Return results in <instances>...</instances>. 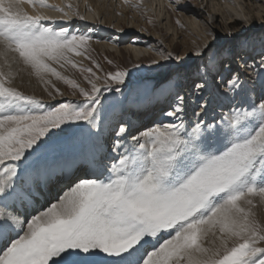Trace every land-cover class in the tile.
<instances>
[{
    "label": "snow or ice",
    "instance_id": "1",
    "mask_svg": "<svg viewBox=\"0 0 264 264\" xmlns=\"http://www.w3.org/2000/svg\"><path fill=\"white\" fill-rule=\"evenodd\" d=\"M24 3L61 12V20L68 15L48 0H0V264H264V224L253 213L256 199L264 201V41L258 61L241 56V71L225 81L222 95L242 98L226 105L227 114L205 121L211 107L199 103L205 82L198 86L199 111L193 109L197 119L186 123L188 99L169 88L174 103L162 115L172 122L153 121L135 132L121 123L112 154L102 156L104 113L133 84V74L108 72L103 88L86 75L91 87H80L57 66L78 68L73 54L81 55L93 36L43 12L30 14ZM216 39L211 34L213 43L196 53L210 64ZM13 63L46 84L49 77L64 80L83 100L46 106L25 95L13 86ZM249 68L261 81L256 97L245 79ZM80 70L101 79L91 68ZM74 131L93 144L81 154L80 174L40 163L54 138ZM53 180L67 190L37 208V188ZM210 233L219 234V244L206 247Z\"/></svg>",
    "mask_w": 264,
    "mask_h": 264
},
{
    "label": "rangeland",
    "instance_id": "2",
    "mask_svg": "<svg viewBox=\"0 0 264 264\" xmlns=\"http://www.w3.org/2000/svg\"><path fill=\"white\" fill-rule=\"evenodd\" d=\"M66 1L77 8L82 7L83 13L80 16L87 21L73 14V10L67 8L64 3L61 7L68 15L63 17V20L60 19L63 15L61 12L51 8L39 9L48 11L47 13L58 24L72 25V28L69 27L70 31L91 34L93 39L85 46L86 50L81 55L73 54V59L79 65L78 68L67 66L60 69L57 66L58 71L75 81L80 87L88 89L91 85L84 79L86 75L92 78L97 86L103 88L105 83L103 77L108 72L126 68L133 74V84L124 89L122 95H115L114 100L118 102L103 116L105 121L106 119L109 121V128H107L109 131L107 148L109 149L115 130L121 123L126 121V125H129L133 132L136 131L132 118L134 113L136 115L139 113L138 115L143 117L139 128L144 124L151 125L159 117L161 121L162 113L165 110H171V105L174 103L172 96L166 92L169 88L174 92H179L181 96L189 92L186 117L189 120H196L197 118L193 116V109L199 110L196 108L197 95L200 94L198 86L205 82V75L213 76L217 88L221 92H226L228 89L225 81L241 71L243 64L241 56L247 59L249 64L256 63L261 51V42L264 41V0H128V2L126 0H101L98 3V9L97 6L91 8L88 0L86 2L83 0ZM120 2H123L124 7H118L117 4ZM48 3H50L49 0ZM103 3L107 12L115 14L114 20L110 21L111 16L100 10ZM234 13L240 15L239 18H231ZM211 34L217 37L214 41L216 47L213 48V53L216 54L214 64L209 63L208 56L196 55L205 44L213 43ZM112 35H115L114 40H107ZM135 36L137 42L132 43ZM130 47L141 53L139 58L129 52ZM164 53H172L179 59L166 61L163 58ZM236 57L239 61L234 62ZM252 57H256L257 61H254ZM153 61L163 67L153 65ZM230 62L236 63L234 73L228 70ZM97 64L99 67L96 66ZM87 68H91L95 76L101 79H95L91 77V74L80 70ZM12 69L15 73L14 80L19 81V84H13V86L25 95L40 99L46 106H59L65 102L83 100L79 90L64 80L49 77L52 84H46L21 64H16ZM178 72L186 75L183 81L180 79L181 75L178 76ZM248 74L245 78L255 84L254 96L256 97L261 90V81L253 74L251 68L248 69ZM52 85H55V88H58L63 95L56 93ZM183 87H186V90ZM207 87L203 92L204 100L199 101L201 104L209 101L208 96H205L208 91ZM105 95L112 96L113 94L105 93ZM214 105L216 107L210 108L208 116H213L212 111L215 108L225 110L227 107H218L215 103ZM148 112H151L155 119H150L151 113L148 115ZM91 143V140L75 131L56 137L45 150L40 163L47 162L56 165L58 159L67 160V163L73 157L81 155ZM255 203L256 206L253 208L255 218L264 224V201L256 199ZM218 235V233L215 235L210 233L204 241L205 246H214L213 241L218 245Z\"/></svg>",
    "mask_w": 264,
    "mask_h": 264
},
{
    "label": "bare ground",
    "instance_id": "3",
    "mask_svg": "<svg viewBox=\"0 0 264 264\" xmlns=\"http://www.w3.org/2000/svg\"><path fill=\"white\" fill-rule=\"evenodd\" d=\"M50 1V3L49 4H54V5H59L60 7L63 5V3L65 4V6H67V8H69L68 7V5L69 4H71L69 1H66L65 2V0H49ZM87 0H83V2H86ZM100 1L101 0H88V2L90 3V5H91V8L93 7V6H97V9L99 8L98 6V3H100ZM103 1V0H102ZM121 1V0H120ZM123 3V2H122ZM121 2H120V4H117L118 5V7L119 8H122V7H124V5L122 4ZM73 7L72 8H70L71 10H73V14L75 13L76 15H77V10H78V13H79V15L78 16H80L82 13H83V8L82 7H80V8H77V7H75L73 4H71ZM89 5V6H90ZM104 3H103V7H102V9H100V10H102V13L104 12V13H106V14H109L110 16H111V18L109 19L110 21L111 20H114V17H115V14L113 13V12H107L106 10H105V7H104ZM109 7V6H108ZM23 8L27 11V12H29L30 14H36V12L37 11H40V12H43V13H45L46 15H49V13H47V12H45V11H43V10H41V9H34L31 5H29L28 3H24L23 4ZM94 8V7H93ZM49 9V8H48ZM94 11V10H93ZM98 11V10H97ZM233 12V11H232ZM101 13V14H102ZM50 16V15H49ZM106 16V15H105ZM109 16V17H110ZM239 16L240 15H238L237 13H234V14H232L231 15V18H239ZM107 17V16H106ZM103 18V17H102ZM101 18V19H102ZM77 19V18H76ZM85 19V18H84ZM86 20V19H85ZM87 21V20H86ZM91 22V21H90ZM79 23H81V22H79ZM85 23V22H84ZM97 23V22H96ZM109 23V22H108ZM111 23V22H110ZM72 26V25H71ZM70 25L69 26H67L66 25V27H71ZM81 27V26H80ZM109 27V26H108ZM72 28V27H71ZM71 28H69V30H71ZM78 29V28H77ZM88 29H89V27H88ZM89 31H90V29H89ZM94 31V30H93ZM97 31V30H96ZM95 31V32H96ZM107 33V32H106ZM94 34V33H93ZM98 34V33H97ZM112 37V38H111ZM114 38H115V35L113 36H109V38L107 39V40H114ZM133 42H137V39H136V36L135 37H133V39H132V43ZM106 44V43H105ZM102 46V45H101ZM107 46H109L108 44H107ZM3 50L2 49H0V52H2ZM122 51V50H121ZM129 52L130 53H132L133 55H134V57H136V58H139L140 57V55H141V53L137 50V49H135V48H132V47H130V50H129ZM250 56V55H249ZM237 61H239L238 60V57H236V59L234 60V62H237ZM234 62H230V63H228L229 65H230V68L228 69V70H232V73H234V68H235V64L236 63H234ZM3 63V57L2 56H0V64H2ZM241 63V62H240ZM16 64L15 63H13L12 64V68H14V66H15ZM5 70L7 71V68L5 67ZM12 71H13V69H12ZM181 75V73L180 72H178V76H180ZM29 76V75H28ZM31 76V75H30ZM185 76L186 75H181L180 76V79L183 81L184 79H185ZM17 78H18V76H17ZM31 78V77H30ZM246 79V83H247V86H248V89L250 90L249 91V95H251V96H253V97H255L254 96V93H255V84H253V83H250L249 81H248V79L247 78H245ZM32 80V79H31ZM17 81V82H16ZM16 82V83H15ZM205 82H207V89H208V91L205 93V96L207 95L208 96V99H209V101H211V107L212 108H214V103L215 104H220V103H223L225 106L227 105V104H229L230 103V100L229 99H227V98H225L223 95H222V93L224 92V91H220L218 88H217V85L215 84V80H214V78H213V76H210L209 74L208 75H205ZM204 82V83H205ZM204 83H203V85H204ZM13 84L15 85V84H19V81H18V79H16V80H14V82H13ZM30 84H32V83H30ZM32 85H34V84H32ZM189 86V85H188ZM37 88V87H36ZM183 89H185L186 90V87H183ZM185 92V91H184ZM185 95H184V97L187 99V97H188V95H190L189 94V92L188 93H184ZM215 99H217V101H214ZM219 99V100H218ZM241 97H237L236 98V100H234V101H231L233 104H236V103H239L240 101H241ZM219 101V102H218ZM154 105V104H153ZM210 107V108H211ZM216 107V106H215ZM151 108V107H150ZM224 109V108H223ZM223 109H217V108H215V109H213V111H212V114H213V116L211 117V116H206L205 117V121H208V120H210V119H212L213 117H219V115L221 114V113H224V114H227L228 113V109H227V107L225 108V110H223ZM124 110L122 109V112H123ZM199 111V110H198ZM125 112H126V110H125ZM151 112H148V115L150 114ZM139 114V113H138ZM136 115L135 113H134V115H133V121H134V124H135V129H137V128H139L140 127V125L142 124V122H143V117L141 116V115ZM130 117H131V115H130ZM125 120V119H124ZM189 120V118L188 117H186L185 116V122L187 123V121ZM151 121V120H150ZM161 121H163V123H165V124H167V123H170V122H172V118H170V117H163V116H161ZM109 124V121L106 119V125H107V128H109L108 125ZM123 124H126V121L125 122H123ZM144 125H146V124H144ZM148 125V124H147ZM149 126H151V125H149ZM107 128H106V132H105V135H104V137H103V140L101 141V143L103 144V149H102V152H101V155L103 156V155H111L112 153L109 151V148H107V144H108V142H109V140L107 139V137H108V134H109V131L107 130ZM112 128V127H111ZM111 131V130H110ZM115 137V134L113 135V138ZM113 141V140H112ZM93 149V144L91 143V145H90V147H88V148H86V149H84L83 151H82V153H86V152H90L91 150ZM77 152V151H76ZM65 158V157H64ZM68 159H71V158H68ZM66 161L67 160H61V159H58L57 161H56V165H54V164H52V163H47V162H43V163H41V164H47V165H49V166H51V167H53V168H57L58 170H72V168H73V165H82V164H85L86 162L84 161V159H83V157H82V155H78V156H76V157H73V159H71V160H69L67 163H66ZM75 174H77V173H75ZM66 184H65V182L64 183H62L61 185L60 184H53L52 182L51 183H49L46 187L44 186V185H41L39 188H37V196H36V207L37 208H44V207H46V206H48L51 202H50V200L52 201V202H55L56 201V199L59 197V196H61L62 194H63V192L64 191H66L67 190V187L65 186ZM63 187H66L65 189L63 188ZM56 191H59V193L57 194L56 193ZM50 202V203H49ZM210 240V239H209Z\"/></svg>",
    "mask_w": 264,
    "mask_h": 264
}]
</instances>
